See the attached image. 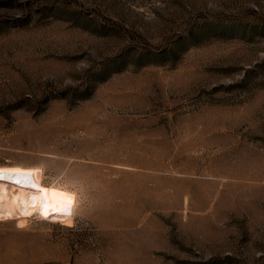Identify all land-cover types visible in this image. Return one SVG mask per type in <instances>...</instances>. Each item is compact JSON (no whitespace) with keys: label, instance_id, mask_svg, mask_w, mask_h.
I'll list each match as a JSON object with an SVG mask.
<instances>
[{"label":"rangeland","instance_id":"1","mask_svg":"<svg viewBox=\"0 0 264 264\" xmlns=\"http://www.w3.org/2000/svg\"><path fill=\"white\" fill-rule=\"evenodd\" d=\"M0 264H264V0H0Z\"/></svg>","mask_w":264,"mask_h":264},{"label":"bare ground","instance_id":"2","mask_svg":"<svg viewBox=\"0 0 264 264\" xmlns=\"http://www.w3.org/2000/svg\"><path fill=\"white\" fill-rule=\"evenodd\" d=\"M0 208L4 212L18 209L23 215L37 211L56 217L59 191L43 184L37 168L21 165H0Z\"/></svg>","mask_w":264,"mask_h":264},{"label":"snow or ice","instance_id":"3","mask_svg":"<svg viewBox=\"0 0 264 264\" xmlns=\"http://www.w3.org/2000/svg\"><path fill=\"white\" fill-rule=\"evenodd\" d=\"M0 176H2V170H0Z\"/></svg>","mask_w":264,"mask_h":264}]
</instances>
